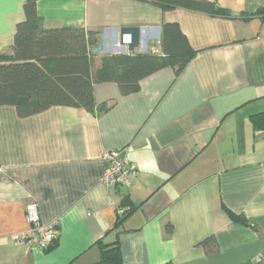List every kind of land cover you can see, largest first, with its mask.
Segmentation results:
<instances>
[{"label":"crops","instance_id":"obj_1","mask_svg":"<svg viewBox=\"0 0 264 264\" xmlns=\"http://www.w3.org/2000/svg\"><path fill=\"white\" fill-rule=\"evenodd\" d=\"M235 19L145 0H39L46 28L100 32L99 56L162 53V27L177 23L196 51L180 75L163 68L123 94L94 86L104 112L71 106L19 116L0 106V264H102L98 240H119L123 264H264V0H216ZM26 0H0V53L12 48ZM247 16V19H244ZM122 27H139L134 51ZM125 149L132 187L103 182V154ZM34 200L60 234L48 249L14 235L30 229ZM119 207L131 209L120 217ZM249 225L233 221L225 208ZM171 224V231L167 225ZM214 236L218 250L200 242Z\"/></svg>","mask_w":264,"mask_h":264},{"label":"trees","instance_id":"obj_2","mask_svg":"<svg viewBox=\"0 0 264 264\" xmlns=\"http://www.w3.org/2000/svg\"><path fill=\"white\" fill-rule=\"evenodd\" d=\"M39 0H26L25 19L17 24L14 43L0 53V106H14L21 117H27L53 106H71L89 111H107L113 102L97 104L94 86L115 82L123 94L137 92L141 81L166 67L180 75L196 51L177 23L162 27V53H118L99 56L92 48L100 42V32L82 26L46 28L39 17ZM163 10L187 9L210 16L235 19L216 0H145ZM244 16V19H247ZM255 125L264 124V112L251 116ZM230 218L245 225L249 221L224 207ZM131 211L128 210V213ZM126 213L123 216H126ZM117 226L109 233L115 231ZM171 231V224L167 225ZM105 235V237H106ZM98 240L102 264H123L119 240ZM55 244V243H54ZM53 244V245H54ZM51 245L49 248H51ZM208 253L218 250L214 236L200 242Z\"/></svg>","mask_w":264,"mask_h":264},{"label":"built area","instance_id":"obj_3","mask_svg":"<svg viewBox=\"0 0 264 264\" xmlns=\"http://www.w3.org/2000/svg\"><path fill=\"white\" fill-rule=\"evenodd\" d=\"M104 172L103 182L114 186L132 187L139 170L137 164L125 157V149H108L103 154ZM119 216L128 213V208L119 207ZM26 218L30 229L14 235V240L25 247L37 246L48 249L60 234L58 223L44 224L41 220L39 206L31 200L26 205Z\"/></svg>","mask_w":264,"mask_h":264},{"label":"water","instance_id":"obj_4","mask_svg":"<svg viewBox=\"0 0 264 264\" xmlns=\"http://www.w3.org/2000/svg\"><path fill=\"white\" fill-rule=\"evenodd\" d=\"M142 30L139 27H122L120 30L121 43L134 51L141 44Z\"/></svg>","mask_w":264,"mask_h":264}]
</instances>
